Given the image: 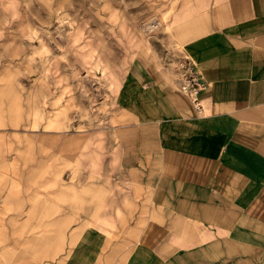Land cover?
Returning a JSON list of instances; mask_svg holds the SVG:
<instances>
[{"label": "crops", "instance_id": "crops-1", "mask_svg": "<svg viewBox=\"0 0 264 264\" xmlns=\"http://www.w3.org/2000/svg\"><path fill=\"white\" fill-rule=\"evenodd\" d=\"M193 4L170 33L207 83L204 114L178 69L122 76L111 176L130 214L75 228L51 264H264V0Z\"/></svg>", "mask_w": 264, "mask_h": 264}, {"label": "rangeland", "instance_id": "rangeland-1", "mask_svg": "<svg viewBox=\"0 0 264 264\" xmlns=\"http://www.w3.org/2000/svg\"><path fill=\"white\" fill-rule=\"evenodd\" d=\"M194 2L0 0V264H51L75 228L129 216L115 89L146 61L178 69Z\"/></svg>", "mask_w": 264, "mask_h": 264}, {"label": "built area", "instance_id": "built-area-1", "mask_svg": "<svg viewBox=\"0 0 264 264\" xmlns=\"http://www.w3.org/2000/svg\"><path fill=\"white\" fill-rule=\"evenodd\" d=\"M178 74L180 90L189 96L196 113L198 115H203L204 108L200 93L206 89L207 83L201 79L194 63L187 58H184L180 63Z\"/></svg>", "mask_w": 264, "mask_h": 264}, {"label": "bare ground", "instance_id": "bare-ground-1", "mask_svg": "<svg viewBox=\"0 0 264 264\" xmlns=\"http://www.w3.org/2000/svg\"><path fill=\"white\" fill-rule=\"evenodd\" d=\"M120 22V21H119ZM160 25V24H159ZM115 26V25H114ZM74 28V27H73ZM73 37V36H72ZM79 63V62H78ZM145 69V68H144ZM156 72V71H155ZM135 73H137V72H135ZM159 73V72H158ZM156 74H157V72H156ZM107 75V74H106ZM137 75V74H136ZM158 76V75H157ZM110 77V76H109ZM17 119H19V118H17Z\"/></svg>", "mask_w": 264, "mask_h": 264}]
</instances>
